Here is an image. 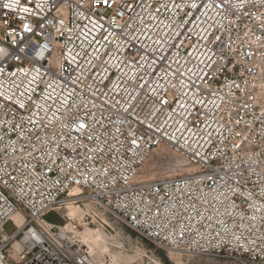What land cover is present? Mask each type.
Listing matches in <instances>:
<instances>
[{"label":"built area","instance_id":"1","mask_svg":"<svg viewBox=\"0 0 264 264\" xmlns=\"http://www.w3.org/2000/svg\"><path fill=\"white\" fill-rule=\"evenodd\" d=\"M159 146L189 170L138 181ZM78 196L161 248L264 260V0H0V264H37Z\"/></svg>","mask_w":264,"mask_h":264},{"label":"rangeland","instance_id":"2","mask_svg":"<svg viewBox=\"0 0 264 264\" xmlns=\"http://www.w3.org/2000/svg\"><path fill=\"white\" fill-rule=\"evenodd\" d=\"M177 158L180 156L168 149H154L140 168L138 178H145L147 181L158 180L186 172L188 169L181 166L185 163L176 162ZM75 203L78 208L71 219L66 217L69 210L66 206H61L45 216L44 220L51 225H57L60 230L54 228L49 231L44 228L41 232L51 240L55 251L62 255L64 264H84L81 259L88 255L89 250L78 233L93 234L89 228L102 232L103 244L107 247V251H96L93 264H113L114 260L123 264H249L245 263L244 259L232 255H190L161 248L112 216L104 207L86 199ZM3 229L6 234H11L15 226L11 221H7ZM69 230L78 233H71ZM252 264H264V260Z\"/></svg>","mask_w":264,"mask_h":264},{"label":"bare ground","instance_id":"3","mask_svg":"<svg viewBox=\"0 0 264 264\" xmlns=\"http://www.w3.org/2000/svg\"><path fill=\"white\" fill-rule=\"evenodd\" d=\"M157 148H161L164 150L168 149L165 146H159V147H156L155 149H157ZM173 153H175V152H173ZM180 158H177L176 162H178V163L183 162L184 163L183 159L182 158L180 159ZM183 165L184 164H182L181 166H183ZM185 168L189 170V167H185ZM137 180L138 181H147L145 178H143V179L138 178V175H137ZM80 192H81L80 190H76L75 194H78V193L80 194ZM76 198H79V196L74 197V198H70L69 201L66 203V205H64V206H66V208L69 209L68 212L66 213V217L68 219H71V216L74 214L75 209L78 208V205H75L76 204L75 202H80V201L73 200ZM84 200L82 199L81 201H84ZM13 219L16 221L17 224L21 223V219L18 215H14ZM105 222L107 223V221H105ZM43 226L44 227L46 226L45 228L47 230L52 231L49 229L50 227H52L50 222L44 220ZM65 228H67V226H65ZM88 230L91 232H94V233L93 234L92 233L82 234V233H78V232L73 231V230H69V231L71 233H78L79 236L81 237L82 242L88 247V250H89V251H87L88 255L83 256L81 259V262L84 264H93V262L95 261V260L93 261V258L95 257L96 251H98V250L99 251H104V250L107 251V247L105 244H103L104 236H103L102 232H100L99 230H92L90 228ZM65 234H63V236ZM72 235L74 236L75 234H72ZM34 237H35L34 244L36 245V247L39 248L38 256H37V264H64L62 261V259H63L62 255L55 251L51 240H49L47 238V236H44V234H42L41 232H35ZM25 239L26 238H24L23 240H19L17 238L16 241L11 244L10 251L13 252L14 256L16 255V250L21 248V246L23 245V241Z\"/></svg>","mask_w":264,"mask_h":264},{"label":"snow or ice","instance_id":"4","mask_svg":"<svg viewBox=\"0 0 264 264\" xmlns=\"http://www.w3.org/2000/svg\"><path fill=\"white\" fill-rule=\"evenodd\" d=\"M241 2L243 3V0H241ZM105 3H107V0H105ZM3 7L9 8V7H11V5L10 4H4ZM53 7H55V5ZM20 11L23 12V13H29L31 11V9L28 8V7H23V8L20 9ZM23 28H24L25 31H31V28H30L28 23H24L23 24ZM80 127L83 128L84 125L81 124ZM113 264H123V262H121L119 260H114Z\"/></svg>","mask_w":264,"mask_h":264}]
</instances>
